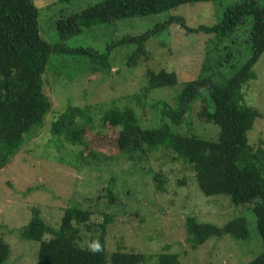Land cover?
I'll use <instances>...</instances> for the list:
<instances>
[{
  "label": "rangeland",
  "instance_id": "rangeland-1",
  "mask_svg": "<svg viewBox=\"0 0 264 264\" xmlns=\"http://www.w3.org/2000/svg\"><path fill=\"white\" fill-rule=\"evenodd\" d=\"M32 1L38 10L40 37L56 44L61 43L58 19L103 0ZM241 1L197 2L162 13L123 18L85 29L63 44L105 53L121 37L139 35L170 17H181L188 27L215 24L225 10ZM255 1L264 6V0ZM251 20L246 16L234 36L220 42L210 41L202 33H188L172 23L145 43L148 57L140 58L135 66L127 63L134 45L111 49L103 61L110 64V70L105 64H88L81 55L51 54L42 75L51 109L43 126L33 129L0 168V238L10 247L7 264L37 262L39 243L20 237V229L32 217V208H38L45 223L57 228L65 209L71 206L90 211L95 224L108 220V255L168 252L178 255L179 264H247L256 257L261 252V241L251 204L237 206L227 196L203 195L192 167L172 151L160 148L130 159L117 148L125 121L133 120L147 129L158 126L157 103L172 105L184 82L200 76H211L214 81L230 78L251 55V44L247 43ZM215 50L221 54L220 62L212 57ZM94 66L98 70H93ZM162 70L173 74L176 84L146 90V75ZM252 70L255 78L243 86L242 92L244 102L261 114L247 133L248 143L256 147L264 143V52ZM69 107L85 111L89 117L76 116V128L68 130L69 134H53L52 123ZM201 108V102L194 103L186 123L173 129L215 139L217 128L200 116ZM111 109L127 113L108 116L106 112ZM237 216L244 218L248 226V240L224 235L192 247L185 226L187 217L223 226ZM80 236V246L93 248L90 233L81 229Z\"/></svg>",
  "mask_w": 264,
  "mask_h": 264
},
{
  "label": "trees",
  "instance_id": "trees-1",
  "mask_svg": "<svg viewBox=\"0 0 264 264\" xmlns=\"http://www.w3.org/2000/svg\"><path fill=\"white\" fill-rule=\"evenodd\" d=\"M211 1L216 0H103L58 19L56 26L61 43L49 44L39 35L38 10L32 0H0V168L21 148L33 129L43 126L51 109L42 79L51 54L81 55L88 64H105V69L110 70V64L103 61L111 49L134 45L127 63L135 66L140 58L148 57L145 43L172 23L179 24L188 33H202L210 41L220 42L222 38L234 36L244 18L251 16L247 39L251 44V55L230 78L214 81L211 76H200L184 82L172 105L164 101L157 103L158 126L147 129L134 124L133 120L125 121L117 148L130 159L160 148L172 151L192 167L203 195L227 196L237 206L251 204L261 252L247 264H264V143L253 147L247 138L248 131L261 114L244 102L242 92L243 86L255 78L253 66L264 52V6L255 0H243L225 10L221 19L209 26L188 27L181 17H170L139 35L121 37L112 42L105 53L91 48L71 49L63 44L69 37L94 26ZM212 54L216 62H220L219 51H212ZM93 70L98 67L94 66ZM146 80V90L176 84L174 75L163 70L146 75ZM196 102L202 103L200 116L206 117L217 128L215 139L181 134L173 129L186 123ZM106 113L117 117L127 111L111 109ZM78 115L89 117L87 112L69 107L52 123V133L69 134L68 130L76 128ZM31 214L28 224L20 229V237L39 243L36 264H179L178 255L168 252L155 255L114 252L108 255L105 246L108 220L95 224L91 222L90 211L77 206L65 209L57 228L45 223L38 208H32ZM185 226L193 248L210 238L229 235L235 240L246 241L250 235L244 218L238 216L223 226L187 217ZM81 229L90 233L93 248L80 246ZM45 235L50 238L44 239ZM9 255L8 243L0 238V264H7Z\"/></svg>",
  "mask_w": 264,
  "mask_h": 264
}]
</instances>
